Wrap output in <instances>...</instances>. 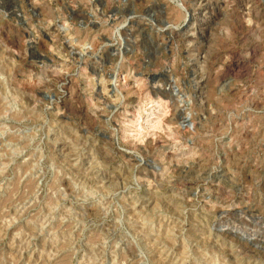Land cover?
<instances>
[{
    "label": "rangeland",
    "instance_id": "1",
    "mask_svg": "<svg viewBox=\"0 0 264 264\" xmlns=\"http://www.w3.org/2000/svg\"><path fill=\"white\" fill-rule=\"evenodd\" d=\"M0 264H264V0H0Z\"/></svg>",
    "mask_w": 264,
    "mask_h": 264
},
{
    "label": "water",
    "instance_id": "2",
    "mask_svg": "<svg viewBox=\"0 0 264 264\" xmlns=\"http://www.w3.org/2000/svg\"><path fill=\"white\" fill-rule=\"evenodd\" d=\"M131 16H132V13L130 12L128 17L130 18ZM191 20H192V14H191V12L187 11V17H186V19H185V21L183 23V26L184 27H188V25L190 24Z\"/></svg>",
    "mask_w": 264,
    "mask_h": 264
},
{
    "label": "bare ground",
    "instance_id": "3",
    "mask_svg": "<svg viewBox=\"0 0 264 264\" xmlns=\"http://www.w3.org/2000/svg\"><path fill=\"white\" fill-rule=\"evenodd\" d=\"M182 6V5H181ZM182 9H183V7H182ZM186 10V9H185ZM186 16V15H185ZM186 18V17H185ZM184 21H185V19H184Z\"/></svg>",
    "mask_w": 264,
    "mask_h": 264
}]
</instances>
